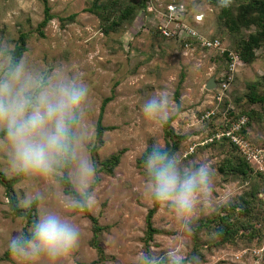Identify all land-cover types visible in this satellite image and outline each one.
<instances>
[{
  "label": "rangeland",
  "instance_id": "1",
  "mask_svg": "<svg viewBox=\"0 0 264 264\" xmlns=\"http://www.w3.org/2000/svg\"><path fill=\"white\" fill-rule=\"evenodd\" d=\"M46 1L53 16L40 33L37 26L43 19L44 0H0V41L14 46L19 34L25 32L23 55L45 68L59 63L70 65L81 75L90 88L87 118L94 133L102 101L108 98L102 111L105 129L101 143L95 134L89 146L98 177L94 186L98 203L89 212L102 226L98 239L104 257L98 259L97 250L90 242L91 221L80 210L73 216L81 224V241L63 264H134L139 253L160 252L170 246L179 248L189 260L196 257L194 264H264V170L246 159L227 138L205 141L223 129L222 103H214L216 90L206 89L205 83L211 77L217 82L226 58L198 45L185 48L180 40L161 36L156 28L161 10L169 3H177L182 6L183 23L203 36L218 37L228 50L234 51L238 40L256 31L253 24L242 26L239 32L225 26L221 8L226 6L236 11L238 2L150 0L142 8L139 0H123L135 4L134 17L104 31L99 17L89 10L96 0ZM250 83H256L259 94L264 93V43L254 49L250 62L241 60L237 65L225 94L234 111L254 112L246 138L251 146L264 150V103L248 100ZM162 89H167L173 103L179 105L171 121L178 140L175 153L181 155L185 165L203 160L211 162L215 168L214 200H219L226 189H231L233 196L198 211L190 232L177 231L171 215L158 207L152 217L157 231L146 242L145 216L152 203L137 191L143 174L141 155L153 143L164 147L165 136L163 126L144 118L141 105ZM214 106L216 112L212 118H201L205 110ZM191 145L192 152L186 153ZM117 152L120 158L112 173L102 171V160ZM239 159L250 165L249 174L230 170L229 162ZM5 161V155L0 152V168L5 166ZM27 188L26 184L22 189L19 180L13 185L18 202ZM242 198L248 199V212L238 207L231 211ZM54 204L51 196L36 204V218L42 208ZM228 210L234 213L237 229L230 237L223 238L215 220ZM208 218L213 221L209 222ZM245 221L250 225L240 227ZM24 224L22 216L10 213L0 184V256L8 248L11 234L16 229L22 230ZM0 264H17V261L11 254L0 259Z\"/></svg>",
  "mask_w": 264,
  "mask_h": 264
},
{
  "label": "clouds",
  "instance_id": "2",
  "mask_svg": "<svg viewBox=\"0 0 264 264\" xmlns=\"http://www.w3.org/2000/svg\"><path fill=\"white\" fill-rule=\"evenodd\" d=\"M90 88L67 64L45 68L0 41V152L6 175L17 177L24 189L18 206L31 208L53 197L30 228L16 229L8 248L17 264H63L78 247L81 224L73 213L93 210L96 164L89 154L94 129L87 118ZM179 111L167 89L141 105L144 118L167 124ZM143 174L137 191L171 215L176 230L190 232L198 211L233 196L226 189L214 200L215 168L207 160L185 165L180 154L159 143L145 149ZM39 183H35V182ZM35 183L34 187H31ZM175 246L141 252L134 264H194Z\"/></svg>",
  "mask_w": 264,
  "mask_h": 264
},
{
  "label": "trees",
  "instance_id": "3",
  "mask_svg": "<svg viewBox=\"0 0 264 264\" xmlns=\"http://www.w3.org/2000/svg\"><path fill=\"white\" fill-rule=\"evenodd\" d=\"M150 0H139L140 6L142 8L146 7L147 2ZM230 2H238L236 11H232L230 7H222V18L224 19L225 26L228 27L230 31H237L239 32L242 26H248L253 24L256 27V31L254 33L249 34L246 38H242L238 40L237 46L234 51H236L241 60L244 62H250L254 57V49L259 47L262 43H264V0H226ZM43 19L38 23L39 30L44 26L51 18L52 13L50 12V6L46 0H44L43 4ZM136 6L134 3H124L123 0H103L101 3L98 0L94 1L92 5L89 7V10L94 12L100 19L101 24H103V30L106 31L112 27L122 24L124 21H128L135 15ZM73 15H70L72 18ZM40 33L41 30H40ZM27 33L21 32L18 36L14 44V48L18 55L23 54L25 48V41H26ZM161 35V34H160ZM162 36V35H161ZM225 56L227 60V51L221 54ZM182 79V76H181ZM181 81V80H180ZM249 92L247 93V98L250 102H260L264 103V93L259 94L256 91L257 85L256 83H250L248 85ZM178 90L175 92V99L177 103L178 100ZM108 98H104L100 107V113L97 118L95 134L96 140L98 143H101V136L105 129V126L102 124V111L104 105ZM222 103V113H223V128H227L230 123L235 120L239 116H246L247 120L245 124L242 126L240 132L246 138L247 136V129L250 124V120L254 118V112L251 113L249 111H234L231 108L230 100L226 98V96L220 102ZM173 118L165 125H163V132L165 136V148L172 152H176L178 149V140L177 137L174 135L171 127V121ZM246 138V139H247ZM225 139V138H224ZM228 140V139H226ZM151 146L149 145L146 149L151 150ZM146 155V151L141 155V160H143L144 156ZM120 158V152L110 154L108 157L104 158L101 162V170L105 173H112L113 168L116 166ZM230 170H233L236 173L247 175L251 171L250 165L245 161L239 159L238 161L234 162L233 160L229 162ZM17 177H7L2 172H0V184L4 187L5 194L7 196L8 206L10 209V213L13 216H22L25 219V224L22 227V230L27 231L30 228L34 219H36L35 208L36 204H34L31 208H24L18 206V198L15 194L13 189V185L18 181ZM98 177L96 178V182ZM95 182V184H96ZM94 184V186H95ZM159 206L152 204L150 208H148L146 216H145V241L148 242L153 238V234L157 231L156 228L153 226L152 217ZM236 207L240 208L241 211L248 212L250 207L248 199L242 198L241 203L237 202L231 207V211H236ZM231 211H227L224 215L219 216L217 221L215 220V226L220 232V236L223 238H228L231 234L237 229L236 222L233 220L234 213ZM240 211V210H239ZM84 216L89 218L92 225V237H91V244L96 248L99 258L104 257L103 249L99 244L98 234L100 230H102V226H100L97 222V218L93 216L87 210H81ZM209 222L213 220L208 218ZM240 227L245 228L247 225L245 223H240ZM11 255L9 248L0 256V259L8 258ZM95 262H91L93 264Z\"/></svg>",
  "mask_w": 264,
  "mask_h": 264
},
{
  "label": "built area",
  "instance_id": "4",
  "mask_svg": "<svg viewBox=\"0 0 264 264\" xmlns=\"http://www.w3.org/2000/svg\"><path fill=\"white\" fill-rule=\"evenodd\" d=\"M198 18L200 16H197ZM183 12L182 6L177 3H169L160 12V20L156 26L157 31L164 37L177 38L185 48L192 46H200L206 49H212L223 54L227 51V60L224 68L219 73L215 94V104H219L224 98L226 91L229 89L230 82L233 78L237 65L241 62L236 51L228 50L218 37H206L190 26L182 22ZM173 25L170 27V25ZM213 103V104H214ZM216 106L204 111L201 118L210 119L215 115ZM247 120L246 116H239L233 120L227 128L216 131L208 136L205 141H213L221 137L227 138L234 146H236L244 155V157L264 170V150L262 148H254L249 141L241 134L240 130ZM193 146H189L186 153L192 152Z\"/></svg>",
  "mask_w": 264,
  "mask_h": 264
},
{
  "label": "water",
  "instance_id": "5",
  "mask_svg": "<svg viewBox=\"0 0 264 264\" xmlns=\"http://www.w3.org/2000/svg\"><path fill=\"white\" fill-rule=\"evenodd\" d=\"M216 87V81L214 79V77H211L207 80V82L205 83V88L206 89H214Z\"/></svg>",
  "mask_w": 264,
  "mask_h": 264
}]
</instances>
